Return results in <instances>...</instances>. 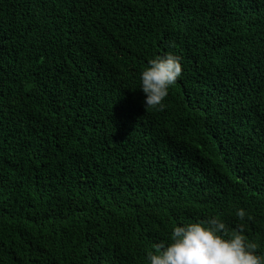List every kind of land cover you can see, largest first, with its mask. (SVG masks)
Segmentation results:
<instances>
[{
  "label": "trees",
  "instance_id": "1",
  "mask_svg": "<svg viewBox=\"0 0 264 264\" xmlns=\"http://www.w3.org/2000/svg\"><path fill=\"white\" fill-rule=\"evenodd\" d=\"M211 216L264 254V0H0V264H149Z\"/></svg>",
  "mask_w": 264,
  "mask_h": 264
},
{
  "label": "clouds",
  "instance_id": "2",
  "mask_svg": "<svg viewBox=\"0 0 264 264\" xmlns=\"http://www.w3.org/2000/svg\"><path fill=\"white\" fill-rule=\"evenodd\" d=\"M182 74L178 55H156L139 74V89L146 108L164 107V101ZM247 213L239 209L236 216L244 220ZM147 253L149 264H264L258 245L239 230L229 231L218 216L174 226L168 241L155 243Z\"/></svg>",
  "mask_w": 264,
  "mask_h": 264
}]
</instances>
